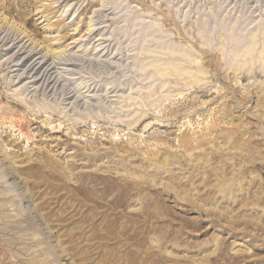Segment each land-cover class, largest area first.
Segmentation results:
<instances>
[{
	"label": "rangeland",
	"instance_id": "1",
	"mask_svg": "<svg viewBox=\"0 0 264 264\" xmlns=\"http://www.w3.org/2000/svg\"><path fill=\"white\" fill-rule=\"evenodd\" d=\"M3 38L0 264H264V0H0Z\"/></svg>",
	"mask_w": 264,
	"mask_h": 264
},
{
	"label": "bare ground",
	"instance_id": "2",
	"mask_svg": "<svg viewBox=\"0 0 264 264\" xmlns=\"http://www.w3.org/2000/svg\"><path fill=\"white\" fill-rule=\"evenodd\" d=\"M4 20V19H3ZM8 23V22H7ZM6 23V24H7ZM19 28V27H18ZM19 29H18V33H19ZM24 31H22V32H20V34H22ZM229 33L230 34H233L234 32L232 31V29H230V31H229ZM17 34V33H16ZM16 36V35H15ZM24 37V36H23ZM6 41L7 40H9V37H7L6 39H5ZM4 40V38L3 39H1L0 40V43L1 42H3V41H5ZM30 40V43L32 44V48L34 49V50H32V53H35L34 51L36 50V48L39 46V44H37L36 42H35V39H33V38H30L29 39ZM10 41V40H9ZM13 41V40H12ZM14 42V41H13ZM28 42V41H27ZM255 42H256V40H255V36L254 37H252V39L250 40V42H249V47L243 52V56H246V55H248V54H250L252 51H253V48H254V45H255ZM166 46V45H165ZM28 47V46H27ZM27 47H24V46H22V48L21 49H25V48H27ZM45 48V47H44ZM42 50H45V52H44V54H42L43 56H41V58H42V60H43V58H47V56H49V58H48V60L49 59H52L51 60V62H55V59L54 58H57L55 55H57V56H60L61 54L62 55H64L63 53H65L64 51H65V49L64 50H59L58 52H53V50H49V49H42ZM41 52H43V51H41ZM41 52H37L36 51V53L35 54H37V53H41ZM201 52L202 53H207V51L206 50H201ZM263 50H261L260 52H259V55L260 56H257V57H255V59H250V63H252L253 61H258V60H260V62L261 63H264V55H262L263 54ZM54 53V54H53ZM35 54H33V55H35ZM32 55V56H33ZM187 54L185 53L184 54V56H186ZM31 54L24 60V62H22V64L24 65L31 57ZM40 58V57H39ZM48 60H46L45 62H43L40 66H39V68L38 69H41L45 64H46V62L48 61ZM66 60H68V62H70L71 60H72V58L70 57V58H67ZM175 59H173V58H170L169 60H167L166 62H164L163 64H164V67H160V65H158V67L157 66H154V69L156 70V73L159 75V76H161V77H167V76H171V75H175V76H177V77H181V76H183L184 74H186L187 73V71H188V67H186V66H183V65H177V64H175L176 62H173ZM192 62H194L195 64H197L198 62H197V60H196V58H193L192 59ZM245 63L246 62H249V60H245L244 61ZM35 62H33V64H34ZM40 63V62H39ZM72 63H74V62H70V64H72ZM22 64H20V65H22ZM33 64H31L30 66H32ZM55 64H57V63H55ZM51 65V64H50ZM150 65H154V63L153 64H150ZM38 66V65H37ZM35 67V66H34ZM33 67V68H34ZM32 68V69H33ZM54 68H56V65H54L52 68L50 67V69H49V67H47V68H45L44 69V71L42 72V71H40V72H42L41 74V77L39 78V76L37 77V78H39L38 80H36V81H39L40 79H41V81H42V89H43V94L44 93H46V91L49 89V91H48V93L50 92V91H55V89H57L58 88V80H56V77L58 76V74L59 73H56L57 75L56 76H54V78H52V74L55 72V71H57V70H55L54 72H52L51 70L52 69H54ZM35 69V68H34ZM42 70V69H41ZM205 68H204V66L203 65H201V66H196L195 67V73L193 74V77L192 78H189V82H195V81H200L202 78H201V75L202 74H204V72H205ZM38 71V70H37ZM58 72V71H57ZM36 73V72H35ZM60 75V74H59ZM33 77V76H32ZM58 79V78H57ZM40 81V82H41ZM170 84L171 82H169V81H167V82H165V83H163L162 85H160V87H164L165 86V84ZM192 84V83H191ZM57 86V87H56ZM40 87V88H41ZM90 88V86H88V88L87 89H89ZM75 90L76 89H73V91H66L65 90V88L64 89H62V91H61V96L63 97H67V98H70L71 96H72V93L73 94H75L74 92H75ZM113 92V91H112ZM177 96H178V99L180 98V96H182V98H184V96L182 95V92H178L177 94H176ZM108 96V95H107ZM106 96V97H107ZM47 97V96H46ZM105 97V98H106ZM133 104H129L128 106H126L125 108H127V107H129V106H132ZM74 107H76V106H74ZM114 110V109H113ZM164 114H166V113H164ZM163 114V115H164ZM145 115V113H142L141 115H139L138 117H136V118H134V120H132L131 122H130V125H134V124H136L139 120H140V118L142 117V116H144ZM167 115V114H166ZM211 125L212 124H209V126L206 128V131H212L211 129H212V127H211ZM145 127H147V125H144L143 126V128H145ZM196 139L194 138V139H192V138H190L189 136H182L181 137V139L179 140V143H180V146L181 147H183L186 151H189L190 149H192V148H194V145H193V142L195 141ZM203 138L202 139H198V140H196V146H199V145H201L202 143H203ZM112 149L114 150L113 152H116V153H119V152H122V153H127L128 154V156H131L132 158H133V156L135 155V153H129V151H127V149L126 150H124V148L123 147H120V146H118L117 144L116 145H113V147H112ZM148 152V154L150 155V156H155V158H157V160L156 161H159L160 163H163L162 165H165V162H167L168 164H170L169 162H170V154H168V153H166V152H160V153H158V152H153L152 150H147ZM111 153L110 152H105V154L104 155H106V156H109ZM92 158V160H94L95 158H96V156L94 155H92L91 156ZM153 161V160H152ZM154 162V161H153ZM158 162V163H159ZM166 163V164H167ZM9 178H11L12 179V176L10 175V177ZM14 178V177H13ZM97 182V181H96ZM102 183H104L105 184V186L106 187H108L109 189L111 188V190L113 189V187H117V186H120L121 188H122V193H121V196L119 195V193H118V196H119V199L121 198V199H126L124 196H126L125 195V191L127 190L126 189V186L128 185L127 183L126 184H123V185H121V184H119V183H117V181L116 180H114V179H109V178H103L102 179ZM130 186V185H129ZM131 188V187H130ZM128 191V190H127ZM129 194V193H128ZM127 197V196H126ZM128 198V197H127ZM117 199H118V197H117ZM118 199V200H119ZM124 201V200H123ZM123 201H122V203H123ZM114 204V203H113ZM120 204V203H119Z\"/></svg>",
	"mask_w": 264,
	"mask_h": 264
}]
</instances>
